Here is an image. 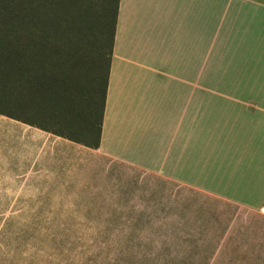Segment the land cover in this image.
Segmentation results:
<instances>
[{"label":"crops","instance_id":"crops-1","mask_svg":"<svg viewBox=\"0 0 264 264\" xmlns=\"http://www.w3.org/2000/svg\"><path fill=\"white\" fill-rule=\"evenodd\" d=\"M5 113L0 160L15 174L131 169L175 201L193 190L264 221V0H119L96 149L48 114Z\"/></svg>","mask_w":264,"mask_h":264},{"label":"rangeland","instance_id":"rangeland-1","mask_svg":"<svg viewBox=\"0 0 264 264\" xmlns=\"http://www.w3.org/2000/svg\"><path fill=\"white\" fill-rule=\"evenodd\" d=\"M79 1L72 13L89 4L92 30L69 20L73 50H62L68 65L77 56L76 88L97 61L104 76L110 44L109 26L98 41L104 0ZM25 170L0 160V264H264V221L232 214L227 201L193 190L175 201L171 185L131 169L73 184L15 174Z\"/></svg>","mask_w":264,"mask_h":264},{"label":"trees","instance_id":"trees-1","mask_svg":"<svg viewBox=\"0 0 264 264\" xmlns=\"http://www.w3.org/2000/svg\"><path fill=\"white\" fill-rule=\"evenodd\" d=\"M118 2L104 0L98 21L100 43L105 29H110L104 76L97 61L94 76L85 78L76 88L72 71L77 56L74 54L75 62L68 65L62 50L72 49L69 38L73 24L69 20L78 32L92 30V7L86 4L83 13H72L81 1L70 0L67 9L66 0H0V114H48L50 122H61L68 129L63 137L91 149L98 148ZM75 119L77 126L72 124Z\"/></svg>","mask_w":264,"mask_h":264}]
</instances>
